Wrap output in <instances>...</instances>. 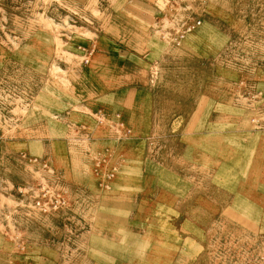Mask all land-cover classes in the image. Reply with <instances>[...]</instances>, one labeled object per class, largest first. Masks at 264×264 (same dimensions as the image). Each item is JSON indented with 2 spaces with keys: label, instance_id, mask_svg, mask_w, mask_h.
<instances>
[{
  "label": "rangeland",
  "instance_id": "rangeland-1",
  "mask_svg": "<svg viewBox=\"0 0 264 264\" xmlns=\"http://www.w3.org/2000/svg\"><path fill=\"white\" fill-rule=\"evenodd\" d=\"M0 264H264V0H0Z\"/></svg>",
  "mask_w": 264,
  "mask_h": 264
},
{
  "label": "built area",
  "instance_id": "built-area-1",
  "mask_svg": "<svg viewBox=\"0 0 264 264\" xmlns=\"http://www.w3.org/2000/svg\"><path fill=\"white\" fill-rule=\"evenodd\" d=\"M37 206H40V208H42V209H46L47 207H46V204L45 203H41L40 201H38L37 203Z\"/></svg>",
  "mask_w": 264,
  "mask_h": 264
}]
</instances>
